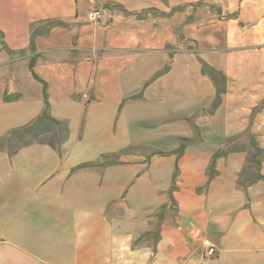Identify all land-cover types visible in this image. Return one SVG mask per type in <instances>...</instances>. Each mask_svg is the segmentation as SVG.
I'll return each instance as SVG.
<instances>
[{
  "label": "crops",
  "instance_id": "crops-1",
  "mask_svg": "<svg viewBox=\"0 0 264 264\" xmlns=\"http://www.w3.org/2000/svg\"><path fill=\"white\" fill-rule=\"evenodd\" d=\"M252 139L264 0H0V264H264Z\"/></svg>",
  "mask_w": 264,
  "mask_h": 264
},
{
  "label": "trees",
  "instance_id": "trees-1",
  "mask_svg": "<svg viewBox=\"0 0 264 264\" xmlns=\"http://www.w3.org/2000/svg\"><path fill=\"white\" fill-rule=\"evenodd\" d=\"M203 71L205 73H207V75L213 80L214 85L216 86V96L211 104V109L214 110L219 104H220V96L224 91L223 85H224V80L225 77L222 74V72L215 70L214 68L210 67L209 65L203 63ZM46 109L45 111L42 113V118L44 117H48L47 113H46ZM191 141L188 139H184L181 140L180 144H179V148H178V152H182V150L188 145L190 144ZM251 145L254 149L253 153H250L249 157H248V162L246 164V167H256L259 165L260 160L262 158H264V149H261L257 146L256 142L254 139L251 140ZM141 146H134L131 149H137ZM153 153H159V154H164V152L161 151H157V152H153ZM259 178H263V176H259Z\"/></svg>",
  "mask_w": 264,
  "mask_h": 264
},
{
  "label": "built area",
  "instance_id": "built-area-1",
  "mask_svg": "<svg viewBox=\"0 0 264 264\" xmlns=\"http://www.w3.org/2000/svg\"><path fill=\"white\" fill-rule=\"evenodd\" d=\"M100 15V12L97 8L93 7L87 14V19L90 21L96 20ZM202 245L207 249L206 255L207 256H212L215 253V250L213 246L210 244L208 239H203L202 240Z\"/></svg>",
  "mask_w": 264,
  "mask_h": 264
},
{
  "label": "rangeland",
  "instance_id": "rangeland-1",
  "mask_svg": "<svg viewBox=\"0 0 264 264\" xmlns=\"http://www.w3.org/2000/svg\"><path fill=\"white\" fill-rule=\"evenodd\" d=\"M140 149H144V147L141 146V147L137 148V150H140Z\"/></svg>",
  "mask_w": 264,
  "mask_h": 264
}]
</instances>
